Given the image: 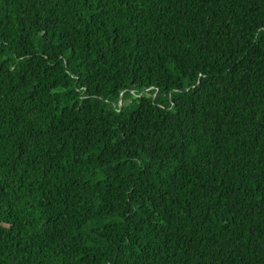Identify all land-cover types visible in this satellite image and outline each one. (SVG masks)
Returning <instances> with one entry per match:
<instances>
[{
  "label": "trees",
  "instance_id": "1",
  "mask_svg": "<svg viewBox=\"0 0 264 264\" xmlns=\"http://www.w3.org/2000/svg\"><path fill=\"white\" fill-rule=\"evenodd\" d=\"M0 264H264V0H0Z\"/></svg>",
  "mask_w": 264,
  "mask_h": 264
}]
</instances>
